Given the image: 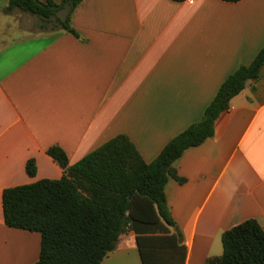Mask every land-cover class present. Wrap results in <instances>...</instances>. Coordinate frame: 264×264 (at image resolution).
Returning a JSON list of instances; mask_svg holds the SVG:
<instances>
[{
  "label": "crops",
  "instance_id": "0c3cea01",
  "mask_svg": "<svg viewBox=\"0 0 264 264\" xmlns=\"http://www.w3.org/2000/svg\"><path fill=\"white\" fill-rule=\"evenodd\" d=\"M7 4L0 0V264H33L40 233L5 224L3 190L62 177L51 146L72 165L123 134L153 161L264 45V0H81L70 13L77 36L32 32L26 12L6 13ZM173 167L184 179L170 177L164 188L175 225L127 228L101 264H143L138 239L174 243L177 232L185 254L164 247L161 264H205L222 255L227 229L254 218L264 230V65L217 117L214 134Z\"/></svg>",
  "mask_w": 264,
  "mask_h": 264
},
{
  "label": "trees",
  "instance_id": "16d2710c",
  "mask_svg": "<svg viewBox=\"0 0 264 264\" xmlns=\"http://www.w3.org/2000/svg\"><path fill=\"white\" fill-rule=\"evenodd\" d=\"M81 0H8L4 11L30 13L51 28L77 36L70 25V13ZM185 1V0H173ZM236 2L239 0H223ZM65 9L61 18L59 11ZM264 65V45L249 64L239 65L221 84L205 108L200 121L173 137L151 162H145L126 135L120 134L68 165L66 153L51 146L47 154L62 168L58 179L43 178L7 187L2 192L4 222L7 226L40 233L39 258L33 264H101L115 248L121 233L137 225L162 229L174 226L164 188L168 179L178 182L173 163L185 149L201 144L214 134V122L228 108L233 96L249 80H256ZM29 176L36 174L33 158L26 162ZM182 234L174 243L138 239L143 264H161V251L174 246L185 254ZM223 253L205 264H264V230L254 218L222 234Z\"/></svg>",
  "mask_w": 264,
  "mask_h": 264
},
{
  "label": "rangeland",
  "instance_id": "374dc122",
  "mask_svg": "<svg viewBox=\"0 0 264 264\" xmlns=\"http://www.w3.org/2000/svg\"><path fill=\"white\" fill-rule=\"evenodd\" d=\"M21 19L23 20L24 24L27 27H30V30L32 32H37L41 29V24L43 22L39 17L32 15L30 13H22ZM45 25H46V29H48V28H51L52 25H54V24L53 23H45Z\"/></svg>",
  "mask_w": 264,
  "mask_h": 264
}]
</instances>
